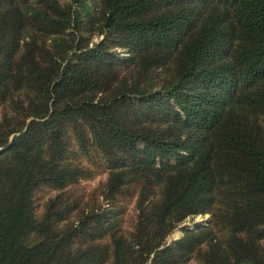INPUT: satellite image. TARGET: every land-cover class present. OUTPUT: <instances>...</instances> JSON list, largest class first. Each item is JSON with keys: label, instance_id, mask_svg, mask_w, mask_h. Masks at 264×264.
Returning <instances> with one entry per match:
<instances>
[{"label": "trees", "instance_id": "trees-1", "mask_svg": "<svg viewBox=\"0 0 264 264\" xmlns=\"http://www.w3.org/2000/svg\"><path fill=\"white\" fill-rule=\"evenodd\" d=\"M93 1L0 0V264H264V0ZM77 151L130 229L60 193L37 216L93 176Z\"/></svg>", "mask_w": 264, "mask_h": 264}, {"label": "rangeland", "instance_id": "rangeland-1", "mask_svg": "<svg viewBox=\"0 0 264 264\" xmlns=\"http://www.w3.org/2000/svg\"><path fill=\"white\" fill-rule=\"evenodd\" d=\"M91 4L92 9H94L95 4L93 0H88ZM89 4V5H90ZM81 33L89 36L87 34L86 26L81 27ZM102 36H93L92 41H99ZM120 52V55H126L124 49L118 48L117 50ZM123 54V55H122ZM121 75H130V72L126 70L122 65L118 66ZM160 73H149V78L147 79L148 84H152V79L157 80L160 78ZM155 81H153L154 83ZM7 108L0 107V114L3 111H6ZM78 159H81L83 164L94 168V174L92 177L79 179V181L73 185L67 187V189H57L50 185H41L34 193L33 203L35 205V210L37 216L40 215L44 209L45 204L51 199L56 197V195L63 194V199H66L69 203L72 202L74 205H77L73 212L70 213V218L67 219L66 223L71 220H74L77 217V214L80 210L86 209V207L98 206L101 205L100 209L105 210L108 209L107 213H105L106 219H113L115 216L121 218L122 226L126 228V230L130 229L132 222L135 219V204L133 196H126L124 199H119L114 203H109L104 201L101 197V193L103 190L104 182L107 178L108 168L107 164L102 160L96 157L94 158V164L89 163L87 157L81 153H78ZM93 155V154H92ZM94 156V155H93ZM210 219V214H199L196 216H188L182 222H180L168 236L166 237V245L172 243L173 241L180 238L185 230L187 229H195L201 223L206 222ZM65 223L61 224L62 226ZM188 264H201V260L196 257H193Z\"/></svg>", "mask_w": 264, "mask_h": 264}]
</instances>
